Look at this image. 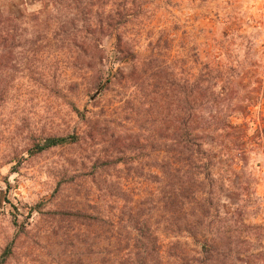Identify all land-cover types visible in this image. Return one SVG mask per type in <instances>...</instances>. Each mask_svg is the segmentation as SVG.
Returning <instances> with one entry per match:
<instances>
[{"label":"rangeland","instance_id":"obj_1","mask_svg":"<svg viewBox=\"0 0 264 264\" xmlns=\"http://www.w3.org/2000/svg\"><path fill=\"white\" fill-rule=\"evenodd\" d=\"M114 2L126 23L82 29ZM6 25L15 38L11 54L0 49V257L15 241L8 264H137L126 219L138 211L163 264H182L205 240L238 251L220 263L264 264V0H0ZM119 40L135 61L123 60ZM120 72L133 75L120 83ZM210 77L218 99L197 116L204 131L222 129L206 149L227 192L217 191L196 239L165 203L159 139L188 117L194 82ZM68 135L81 141L31 154ZM120 142L128 152L113 156Z\"/></svg>","mask_w":264,"mask_h":264},{"label":"trees","instance_id":"obj_2","mask_svg":"<svg viewBox=\"0 0 264 264\" xmlns=\"http://www.w3.org/2000/svg\"><path fill=\"white\" fill-rule=\"evenodd\" d=\"M99 3V1L92 2L91 16L93 15L94 8H96ZM104 6L106 8L107 3L103 5L102 8H104ZM100 10L101 9L97 7L95 11V15L99 17L100 21L95 22L93 29L89 26L82 27L87 33L91 30H100L99 32H101L104 28L110 31L111 29H116L121 19H125L124 23L128 20V17H126L128 14L127 10L115 2L111 5L109 11ZM65 24L70 23L66 22ZM14 38L15 31L12 25H6L4 28L0 29V49L2 48L6 55L11 54L13 50L12 43ZM78 41L79 40H76L74 43L81 44L77 43ZM80 41L86 43L90 40L80 39ZM96 44L100 45L97 42ZM116 47L120 55L123 56L124 61L136 60L137 57L127 43L119 40ZM94 60H96V58ZM102 60L103 57H101V61ZM133 70L134 73L137 71L135 65ZM132 75L127 76L125 73L120 72L118 73V78L117 76H114V78L122 83V81L127 80V77L131 78ZM215 87L216 84L211 77L207 81L205 87L201 86L199 81L194 82L191 88L190 99L188 100V117L184 118V120L179 117V115H176L174 117L176 118L175 121L171 122L174 124L175 132L170 136L162 135L159 139L160 144L164 148L160 150L159 158L160 167L164 176L163 178L166 181V186L163 191L165 203L169 207L168 209L173 213V216H180L181 222L185 224V232H187L190 237L196 239H199V237L203 238L204 230L210 226H208V215L217 201V191H220V188L222 192L226 191L224 185H219V187H217V182L211 171V168L214 166V154L212 150L206 149V146H209L207 143L208 137H210L211 134L215 136V134L218 131H222V129L218 127L212 131H204L202 129V122L198 120L197 116L202 107L214 103L218 99L217 94L214 92ZM167 122L170 121L167 120ZM228 128L233 129L230 122L228 123ZM166 130L168 129L166 128ZM258 132L261 139L264 140V115H262ZM80 141L81 137L74 135L48 137L39 144H36L31 154H39L52 149L77 144ZM114 148L116 151L113 153V156L124 155L128 152V146L121 142ZM119 160L114 161V164L121 162ZM195 206L199 208L195 209ZM191 209H194L192 214L197 218L196 221L190 220L192 214H189V211ZM197 212H201V215H197ZM103 221L105 220L99 215L93 219L94 225H100ZM126 221L131 227V232L134 235L135 248L138 251L135 259L137 264H163L159 238L148 222L141 217L138 211L130 214ZM111 226L115 227V225L112 224ZM233 238L234 236L229 234L227 237L228 242L232 241ZM214 242V240H205L203 242V250L193 257L183 255L182 264H225L220 263L221 261L232 263L238 251H235L232 247L227 252L219 253L220 248L214 245ZM14 248L15 241H11L0 257V264H8L13 256Z\"/></svg>","mask_w":264,"mask_h":264}]
</instances>
